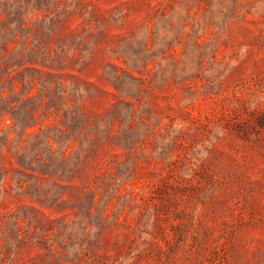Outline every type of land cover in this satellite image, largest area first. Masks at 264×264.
<instances>
[{
  "label": "rangeland",
  "instance_id": "obj_1",
  "mask_svg": "<svg viewBox=\"0 0 264 264\" xmlns=\"http://www.w3.org/2000/svg\"><path fill=\"white\" fill-rule=\"evenodd\" d=\"M0 264H264V0H0Z\"/></svg>",
  "mask_w": 264,
  "mask_h": 264
},
{
  "label": "trees",
  "instance_id": "obj_2",
  "mask_svg": "<svg viewBox=\"0 0 264 264\" xmlns=\"http://www.w3.org/2000/svg\"><path fill=\"white\" fill-rule=\"evenodd\" d=\"M1 99H2V98H0V103H1Z\"/></svg>",
  "mask_w": 264,
  "mask_h": 264
}]
</instances>
